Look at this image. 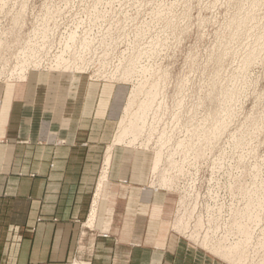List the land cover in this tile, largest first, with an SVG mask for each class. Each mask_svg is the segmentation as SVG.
Returning <instances> with one entry per match:
<instances>
[{
	"label": "rangeland",
	"instance_id": "rangeland-1",
	"mask_svg": "<svg viewBox=\"0 0 264 264\" xmlns=\"http://www.w3.org/2000/svg\"><path fill=\"white\" fill-rule=\"evenodd\" d=\"M33 74L78 100L87 84L108 98L98 195L120 164L152 188L151 255L164 245L162 264H264V0H0L4 106ZM7 208L0 264H88L48 248L52 222L3 220ZM127 249L112 264H127Z\"/></svg>",
	"mask_w": 264,
	"mask_h": 264
},
{
	"label": "crops",
	"instance_id": "crops-1",
	"mask_svg": "<svg viewBox=\"0 0 264 264\" xmlns=\"http://www.w3.org/2000/svg\"><path fill=\"white\" fill-rule=\"evenodd\" d=\"M61 80L51 86L46 75L33 74L13 83L5 106L6 90L0 86V201L8 205L3 220L40 222L37 226L52 222L59 231L48 248H65V253L73 248L88 264L120 260L114 249L121 245L129 248L124 262L146 264L144 255L151 251L145 246L155 244L156 237L150 226L144 230L143 207L157 206L155 193L120 164L98 195L112 130L110 118L103 117L108 98L97 99L95 86L87 84L78 100L77 90ZM113 189L108 206L106 195ZM31 225L22 226L31 231ZM154 247L149 259L162 264L166 246ZM171 248L167 253L173 262L176 245Z\"/></svg>",
	"mask_w": 264,
	"mask_h": 264
},
{
	"label": "bare ground",
	"instance_id": "bare-ground-1",
	"mask_svg": "<svg viewBox=\"0 0 264 264\" xmlns=\"http://www.w3.org/2000/svg\"><path fill=\"white\" fill-rule=\"evenodd\" d=\"M124 131H125V130H124ZM117 139H119V137H117L116 140H117ZM116 140H115V141H116ZM112 145H113V144H112ZM110 147H111V146H110ZM106 158L108 159V156H107ZM107 162H108V160H107ZM92 215H93V212H92ZM238 247H239V246H238ZM235 249H236V248H235ZM72 264H81V263L74 261Z\"/></svg>",
	"mask_w": 264,
	"mask_h": 264
}]
</instances>
